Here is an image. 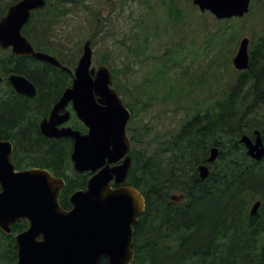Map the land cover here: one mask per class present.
Segmentation results:
<instances>
[{"label": "trees", "instance_id": "trees-1", "mask_svg": "<svg viewBox=\"0 0 264 264\" xmlns=\"http://www.w3.org/2000/svg\"><path fill=\"white\" fill-rule=\"evenodd\" d=\"M17 1H4L0 18ZM46 1L43 8L33 11L23 33L35 48L54 55L72 70L76 60L64 58L61 50L45 40L72 7L67 6V0ZM168 11L176 21L184 18L175 4L168 6ZM233 19L218 21L210 33L219 43L234 27L226 25ZM230 36L238 38L241 34L236 30ZM252 41L250 67L240 71L230 89L208 107L197 103L194 115L176 133L165 135L155 148H150L149 142L136 146L142 141L139 136L144 137L142 129L148 132L147 126H128L133 165L126 184L138 188L146 199V210L134 226L136 255L132 264H264V158L253 159L239 141L244 134L254 138L256 130L264 141V35ZM111 70L117 79L119 70ZM11 73L27 76L38 94L33 98L19 94L8 80ZM0 74V139L13 143L17 169L47 168L63 177L66 185L60 204L72 208V193L85 189L92 173L74 170L71 138H48L40 129V121L71 86L72 73L9 51L0 59ZM136 88L140 89L139 97L147 86L140 83ZM126 105L132 120L140 107L129 102ZM69 125L87 132L73 111ZM213 146L219 147L220 154L215 162L208 163ZM202 164L210 167L205 179L198 171ZM177 191L184 194V201L172 199ZM258 200L260 208L252 215L251 207ZM28 227L29 222L21 219L12 226L11 234L0 229V264H16L15 236ZM99 264H108V260L104 258Z\"/></svg>", "mask_w": 264, "mask_h": 264}, {"label": "water", "instance_id": "water-1", "mask_svg": "<svg viewBox=\"0 0 264 264\" xmlns=\"http://www.w3.org/2000/svg\"><path fill=\"white\" fill-rule=\"evenodd\" d=\"M46 2L12 3L0 18V47L12 48L17 56H32L72 72L71 86L40 121V129L48 138H71L74 170L92 175L85 189L72 193V208L65 209L59 200L65 179L47 168L17 169L12 158L13 143L0 139V229L11 234L12 226L19 220L29 222V227L15 236L16 264H98L102 258H107L108 264H132L136 255L134 225L146 210L143 193L126 184L133 165L132 140L128 134L132 113L113 86L111 69L106 65L92 67L91 40L85 41L83 54L73 71L54 55L34 48L23 28L33 11L43 8ZM193 2L202 12H210L219 20L241 18L251 5V0ZM250 42V37H242L232 59L239 71L250 67ZM9 82L19 94L29 98L38 93L36 85L23 74H11ZM70 104L87 132L68 124L72 116ZM239 141L253 159L264 158V141L259 130L254 138L244 134ZM219 154V147L213 146L208 163L215 162ZM198 171L205 179L210 167L202 164ZM184 198V194L172 195L179 202ZM260 205V200L254 203L252 215Z\"/></svg>", "mask_w": 264, "mask_h": 264}, {"label": "rangeland", "instance_id": "rangeland-1", "mask_svg": "<svg viewBox=\"0 0 264 264\" xmlns=\"http://www.w3.org/2000/svg\"><path fill=\"white\" fill-rule=\"evenodd\" d=\"M4 1L9 0H0V13ZM67 1L72 11L45 40L61 50L64 58L75 59V68L89 39L92 67L119 70L113 86L125 104L140 107L128 126L149 128L148 132L142 129L144 137L139 136L138 147L149 142L155 148L194 115L197 103L206 108L227 92L240 72L232 61L240 39L250 37L251 49L252 39L264 35V0H251L245 16L226 22L234 25L230 33L237 30L241 36L229 33L222 43L210 33L224 20L202 12L193 0ZM172 4L182 10L184 18H173L168 11ZM9 51L0 47V59ZM140 83L147 89L136 97Z\"/></svg>", "mask_w": 264, "mask_h": 264}, {"label": "flooded vegetation", "instance_id": "flooded-vegetation-1", "mask_svg": "<svg viewBox=\"0 0 264 264\" xmlns=\"http://www.w3.org/2000/svg\"><path fill=\"white\" fill-rule=\"evenodd\" d=\"M34 48H35V47H34ZM8 49H9L10 51H12V48H8ZM35 49H36L37 51H44V52H45V50H40V49H38V48H35ZM47 53H48V52H47ZM11 74H13V73H11ZM11 74H10V75H11ZM10 75H9V76H10ZM9 76H8V80H9ZM37 94H38V93H37ZM22 95H23V94H22ZM54 104H55V103H54ZM70 106H71V108H72V105L70 104V105L68 106V109H69ZM52 107H53V106H52ZM51 109H52V108H51ZM69 110H71V109H69ZM71 111H73V108H72ZM50 112H51V111H50ZM49 114H50V113H49ZM49 114H48V115H49ZM48 115H47V116H48ZM45 117H46V116H45ZM68 124H69V122H68ZM134 226H135V225H134ZM134 234H135V227H134ZM134 240H135V238H134ZM133 245H134V242H133ZM102 259H104V258H102ZM102 259H101V260H102ZM106 259H107V258H106ZM101 260H100V261H101ZM99 263H100V262H99ZM99 263H98V264H99Z\"/></svg>", "mask_w": 264, "mask_h": 264}]
</instances>
